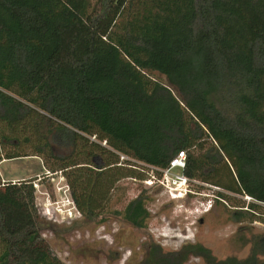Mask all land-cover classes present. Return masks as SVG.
I'll return each instance as SVG.
<instances>
[{
	"label": "trees",
	"instance_id": "trees-1",
	"mask_svg": "<svg viewBox=\"0 0 264 264\" xmlns=\"http://www.w3.org/2000/svg\"><path fill=\"white\" fill-rule=\"evenodd\" d=\"M181 152L193 187L264 221V0H0V163L39 158L92 222ZM148 200L118 215L144 229ZM0 264H62L32 180L0 176Z\"/></svg>",
	"mask_w": 264,
	"mask_h": 264
},
{
	"label": "rangeland",
	"instance_id": "rangeland-1",
	"mask_svg": "<svg viewBox=\"0 0 264 264\" xmlns=\"http://www.w3.org/2000/svg\"><path fill=\"white\" fill-rule=\"evenodd\" d=\"M0 176L5 182L32 180L41 234L62 264H210L199 249L217 262L257 258L264 264V221H235L232 212L247 198L229 194L231 200L217 201L218 188L192 186L187 197L172 200L160 185L127 178L111 193L109 212L91 222L81 219L65 176L48 172L39 158L4 160ZM142 191L150 218L146 228L135 229L118 214Z\"/></svg>",
	"mask_w": 264,
	"mask_h": 264
},
{
	"label": "built area",
	"instance_id": "built-area-1",
	"mask_svg": "<svg viewBox=\"0 0 264 264\" xmlns=\"http://www.w3.org/2000/svg\"><path fill=\"white\" fill-rule=\"evenodd\" d=\"M121 158L124 159L123 156ZM186 162V155L184 152H181L170 162V165L167 169L159 172L153 168H150V172L148 173L149 177L143 183L148 186L160 185L164 188L172 200L187 197L189 192L192 191L193 183L184 174ZM157 172H159L160 175H158ZM246 198L248 202L251 201L250 198ZM58 209L60 211L61 206H58Z\"/></svg>",
	"mask_w": 264,
	"mask_h": 264
},
{
	"label": "flooded vegetation",
	"instance_id": "flooded-vegetation-1",
	"mask_svg": "<svg viewBox=\"0 0 264 264\" xmlns=\"http://www.w3.org/2000/svg\"><path fill=\"white\" fill-rule=\"evenodd\" d=\"M199 256L201 257H205V259L207 260V263L213 264L214 261H216L215 259L211 258L210 254L207 253V251L205 250H200L198 252ZM256 259L257 258H248L247 260L243 261V262H235V260H225V261H220L214 263V264H256ZM252 261V262H249Z\"/></svg>",
	"mask_w": 264,
	"mask_h": 264
}]
</instances>
